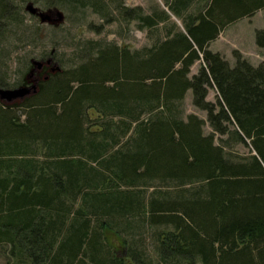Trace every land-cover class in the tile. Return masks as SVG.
Returning a JSON list of instances; mask_svg holds the SVG:
<instances>
[{"label": "trees", "instance_id": "obj_1", "mask_svg": "<svg viewBox=\"0 0 264 264\" xmlns=\"http://www.w3.org/2000/svg\"><path fill=\"white\" fill-rule=\"evenodd\" d=\"M15 1L0 0V42L22 26ZM110 1L44 0L93 6L107 23L116 18ZM165 3L183 27L172 22L134 50L79 39L74 65L45 68L36 93L0 106V247L9 264H126L111 233L137 264H264V61L236 50L231 65L209 49L264 0ZM116 11L139 29L171 18L120 2ZM256 42L264 45V29ZM188 90L207 120L179 109ZM231 143L251 150L235 153ZM150 227L157 257L134 251L125 235Z\"/></svg>", "mask_w": 264, "mask_h": 264}, {"label": "rangeland", "instance_id": "obj_2", "mask_svg": "<svg viewBox=\"0 0 264 264\" xmlns=\"http://www.w3.org/2000/svg\"><path fill=\"white\" fill-rule=\"evenodd\" d=\"M28 1H33L35 5L43 11L52 9V7H58L63 11L65 20L59 25L41 23L39 17L25 10ZM118 2L128 7H141L144 14H153L154 11L164 9L170 14L171 18L168 21H161L153 29H139L137 26L139 23L138 20L127 22L117 13L116 6ZM118 2L116 0V3H110V10L113 11V15L116 18L114 21L110 20V22L107 23L104 22L98 14L93 12V6H89L87 9L83 10L80 8L72 10L67 4L48 7L44 0H16V10H19L23 18V23L16 35L12 37L9 35L7 38L2 36L3 41L0 42V79L3 81V83L1 82L3 87L13 88L18 86L23 80L27 79L26 73H28L31 68L30 60L32 58L45 60L51 56L52 49H55L53 55L54 60L60 66L66 68L74 65L76 63V58L73 52L79 39H104L116 42L120 46H128L134 50L144 46H151L159 38L165 36L166 28L170 26L172 22L183 27L181 19L170 11L165 0H118ZM261 29H264V8L259 9L253 16L244 17L227 26L217 39L210 42L209 49L215 52L219 51L231 65L236 63V50L252 64L258 65L264 61L261 59L264 58V50L256 43V32ZM20 37H22L21 40H19ZM49 51L50 54L48 56ZM56 51L58 52L57 55H55ZM43 53L47 55L43 57ZM201 63V61L195 62L191 67L190 76L198 73ZM216 95L217 91L215 87H210L208 100L216 101ZM192 98V90H188L184 100L179 104V109L184 113V116L190 113H196L207 120L206 111L195 107ZM14 101L20 102L21 99H16ZM14 101L6 102L0 100V106L12 104ZM91 114L96 116L93 110H91ZM145 118H147V115ZM211 131L212 128L207 121L205 132L209 133ZM227 147L229 150L239 154H247L251 150L250 146L241 143H231ZM153 185L169 187L167 185L173 184H162L157 181ZM151 191L152 188L146 190V195H149ZM79 203L76 206L81 205ZM155 228L156 227H150L146 230L143 228L141 233H139L140 230L138 228L136 229L137 231H134L135 233L131 232V230L130 232H125V235L131 243L132 249L138 251V249L146 246L147 249L157 257L154 251L155 244L153 237ZM110 241L115 249V253L123 258L126 264H137L129 255V245L122 237L118 236V234L111 233ZM6 251H8V249H6ZM6 251L4 252V248L0 247V264H9Z\"/></svg>", "mask_w": 264, "mask_h": 264}, {"label": "water", "instance_id": "obj_3", "mask_svg": "<svg viewBox=\"0 0 264 264\" xmlns=\"http://www.w3.org/2000/svg\"><path fill=\"white\" fill-rule=\"evenodd\" d=\"M25 10L39 17L41 23H52L53 25H59L65 20V15L62 10L58 7H52L46 11L41 10L38 6L35 5L33 1H28L25 6ZM55 49L51 50V56L45 60L32 58L31 68L27 73L26 78H30L36 70H41L45 65L50 66L51 72H56L61 70V66L54 60ZM30 82V81H29ZM38 91V85L36 82L31 84H21L13 88L0 87V100L6 102H11L16 99H23L26 96H29ZM134 264V263H130Z\"/></svg>", "mask_w": 264, "mask_h": 264}, {"label": "flooded vegetation", "instance_id": "obj_4", "mask_svg": "<svg viewBox=\"0 0 264 264\" xmlns=\"http://www.w3.org/2000/svg\"><path fill=\"white\" fill-rule=\"evenodd\" d=\"M45 68H49V69H47L48 71H50V66L49 65H45L41 70H36L35 71V73L30 77V78H27V79H25L24 81H25V83H23V84H31V83H33V82H36L37 83V85H38V88H39V82H40V80H41V78H43V76L44 75H46V72L43 74V72H44V70H45ZM45 77V76H44ZM32 78V79H31ZM30 81V82H29ZM29 96H31V95H29ZM29 96H27V97H29Z\"/></svg>", "mask_w": 264, "mask_h": 264}, {"label": "crops", "instance_id": "obj_5", "mask_svg": "<svg viewBox=\"0 0 264 264\" xmlns=\"http://www.w3.org/2000/svg\"><path fill=\"white\" fill-rule=\"evenodd\" d=\"M261 30H263V29H261ZM257 43V42H256ZM258 45V44H257ZM259 46V45H258ZM262 50H264V45H260L259 46ZM261 53V52H260ZM264 55V54H263ZM262 60H264V58H261Z\"/></svg>", "mask_w": 264, "mask_h": 264}]
</instances>
